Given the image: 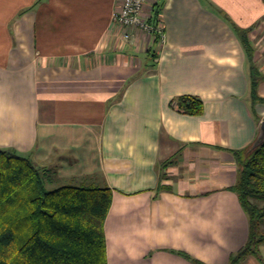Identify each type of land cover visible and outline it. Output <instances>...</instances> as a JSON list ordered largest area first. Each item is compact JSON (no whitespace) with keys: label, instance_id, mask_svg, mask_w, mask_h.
<instances>
[{"label":"crops","instance_id":"0c3cea01","mask_svg":"<svg viewBox=\"0 0 264 264\" xmlns=\"http://www.w3.org/2000/svg\"><path fill=\"white\" fill-rule=\"evenodd\" d=\"M156 5L164 44L117 24V0H0V148L49 188L111 189L107 264H227L249 231L230 187L264 120V0H146L151 24ZM185 94L201 114L171 106Z\"/></svg>","mask_w":264,"mask_h":264},{"label":"trees","instance_id":"16d2710c","mask_svg":"<svg viewBox=\"0 0 264 264\" xmlns=\"http://www.w3.org/2000/svg\"><path fill=\"white\" fill-rule=\"evenodd\" d=\"M159 13L156 5L154 25L160 21ZM235 31L250 52L243 31L236 27ZM171 106L188 114L203 111L202 100L190 94L173 98ZM246 151L235 152L238 177L230 189L248 216V237L227 264H238L249 254L263 260L259 244L264 241V205L254 200L264 201V141ZM111 199L107 186L49 188L29 157L0 148V264H107L104 222ZM174 252L193 264H206L186 252Z\"/></svg>","mask_w":264,"mask_h":264},{"label":"built area","instance_id":"2783aa9c","mask_svg":"<svg viewBox=\"0 0 264 264\" xmlns=\"http://www.w3.org/2000/svg\"><path fill=\"white\" fill-rule=\"evenodd\" d=\"M145 2L146 0H117L118 7L113 14V20L125 28H138L164 44L166 36L162 22L159 21L154 25L141 16V9ZM125 33L128 38L129 34Z\"/></svg>","mask_w":264,"mask_h":264},{"label":"water","instance_id":"95a60500","mask_svg":"<svg viewBox=\"0 0 264 264\" xmlns=\"http://www.w3.org/2000/svg\"><path fill=\"white\" fill-rule=\"evenodd\" d=\"M264 141V120L261 121L257 136L252 144L247 148L246 153H250L253 149L259 146Z\"/></svg>","mask_w":264,"mask_h":264},{"label":"rangeland","instance_id":"374dc122","mask_svg":"<svg viewBox=\"0 0 264 264\" xmlns=\"http://www.w3.org/2000/svg\"><path fill=\"white\" fill-rule=\"evenodd\" d=\"M125 32L123 33V38H126V36H125ZM147 34V33H146ZM254 202H257L259 205H264V201H262V200H254Z\"/></svg>","mask_w":264,"mask_h":264}]
</instances>
